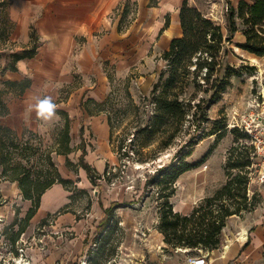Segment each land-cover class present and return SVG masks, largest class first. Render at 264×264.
Returning a JSON list of instances; mask_svg holds the SVG:
<instances>
[{
  "label": "rangeland",
  "instance_id": "obj_1",
  "mask_svg": "<svg viewBox=\"0 0 264 264\" xmlns=\"http://www.w3.org/2000/svg\"><path fill=\"white\" fill-rule=\"evenodd\" d=\"M8 1L11 4L13 0ZM188 2L219 25L224 38L228 36L226 0ZM230 3L237 6L236 0H230ZM129 7L131 10L122 26L123 32L100 45V71L111 76L108 79V95L111 92V99L107 108L112 118L115 163L107 164L108 172L102 175L98 185L90 184L87 189L75 190L68 203L44 217L47 220L43 224V218L38 222L31 219L24 223L30 202L25 203L21 194L19 197L11 185H3L4 193L8 190L9 195L2 197L0 191V264H12L18 249L26 250L30 264H80L85 260L88 264H188V259L194 257L205 258L206 263L211 264L216 256L223 253L229 242L240 237L238 233L242 228L248 231L245 236H249L246 239L248 241L256 229L264 232L263 196L257 186L248 184V201H251L253 194L257 195L258 200L251 211H243L226 219L216 249H176L165 244L158 224L163 202L160 197L167 191L147 183V180L154 177L157 169L182 160L196 165L181 174L174 183V194L168 199L173 210L183 204L196 206L214 194L226 180L224 165L228 151L233 146L234 135L229 132L233 116L238 119L237 115L243 111L251 95L263 93L264 58L239 48L237 44L243 42L244 38L240 31L234 33L231 42H224L222 47L219 74L215 73L207 81L202 72L196 78L201 86L196 88L191 83L190 75V83L181 97L190 104L188 114L171 145L157 152L155 158L150 160L159 142L168 139L164 134L150 136L141 133L151 115L150 91L160 71L166 67L161 54L168 46L164 47L160 36L152 37L147 42L149 39L144 37L141 27L151 18L150 14L136 11L133 1H129ZM119 15L120 12L111 16L114 24L118 23ZM106 32L103 30L100 36ZM38 42L41 41L38 39ZM25 48L27 46L20 42H6L1 50V65L7 66L11 61L9 56L21 53ZM226 70L231 73L229 84L219 99L211 103L214 78L223 76ZM6 74L0 76V81L8 80ZM22 75L23 79L33 80L30 70ZM90 80L94 81V78ZM3 88L0 83V89ZM60 90L59 97L62 100L68 98L69 86ZM15 97L10 93L3 96L7 104ZM61 122L48 130L36 132L43 139V144L51 143L55 129ZM132 139L134 144L130 142ZM139 139L143 147L138 143ZM120 144L131 158L122 155L125 154L124 149L121 152L116 149ZM4 182L8 181H1L0 184ZM112 202H118L119 207L114 210L108 226H98L104 216L103 210ZM61 211L65 213L61 214ZM22 226L25 227L24 232L12 245L16 232ZM244 250V245H241L240 250L230 256L228 264H264L263 250L254 255L243 254Z\"/></svg>",
  "mask_w": 264,
  "mask_h": 264
},
{
  "label": "trees",
  "instance_id": "obj_2",
  "mask_svg": "<svg viewBox=\"0 0 264 264\" xmlns=\"http://www.w3.org/2000/svg\"><path fill=\"white\" fill-rule=\"evenodd\" d=\"M226 3L228 4L226 25L229 33L226 38L221 32L220 26L196 6L190 5L188 0H184L179 8L181 35L171 39L168 48L161 54V59L166 63V67L160 71L152 86L150 91L152 96L151 115L148 118V124L141 129V133L144 135L160 134L163 136L164 134L168 138L167 141L165 138L159 142L157 149L149 157L150 160L155 158L157 152L159 153L171 145L188 114L190 104L182 100L181 97L190 83V75L192 76L191 83L196 88L201 86L196 82V78L202 72H204V80L207 81L215 73L219 74L221 69L219 57L222 47L224 42H231L234 33L240 31L243 35L244 41L237 44L239 48L256 57L264 58V0H251L250 2L239 0L236 7L231 5L230 0H226ZM9 5L8 0H0V60L2 58L1 50L8 42L14 28V24L9 18ZM130 10L129 0L118 8V13L120 12L118 32H123L122 26ZM168 21L169 17H166L165 25L168 24ZM239 25H241V29H239ZM29 37V44L23 52L11 54L9 56L11 61L7 66H2L0 63V76L6 71L16 72L18 61L31 59L36 55L39 42L33 28ZM238 74L236 73V75ZM230 75L231 73L226 70L223 76L217 75L214 78L215 82L211 87L213 90L211 103L216 102L221 93L225 91ZM107 77L111 79V76ZM0 83L4 86L3 89H0L1 119L9 114L8 105L3 96L7 93L14 96L22 95L31 86V80L25 78L21 81L6 80L0 81ZM110 99L111 92L102 102L88 99L82 101L80 106L89 115L103 113L107 116L110 127V143L112 144V118L107 108ZM56 113L60 115L62 122L60 126L56 127L49 145L43 144V139L36 132L25 129L21 134H18L0 121V182L16 183L22 199L30 202V207L23 219L24 223H28L35 216L40 207L42 195L53 185H61L65 191L70 193L69 199L77 190L75 181L60 175L53 155H65L66 167L75 175H77L78 169L82 168L86 172L89 182L94 185H98L102 175L108 172L106 165L104 173L100 175L84 161L83 156L86 150L83 146L80 147L82 154L77 163H73L67 157L72 152L69 136L71 121L65 111L56 110ZM229 132L234 135V139L224 165L226 180L212 196L204 198L194 206L189 214L184 215L174 211L168 199L174 194L173 185L179 176L196 164L178 160L171 166L157 169L154 172V177L147 180V183L155 184L160 186L162 191H167L163 192L160 197L163 202L158 224V230L167 246L176 249H216L226 219L254 208L258 200L257 195L253 194L251 201H248L247 197L248 167L251 166L252 147L245 143L248 136L237 128L230 129ZM139 141L138 143L143 147V142ZM130 142L134 144L133 139ZM116 149L121 152L124 146L117 145ZM133 149L135 148L133 147ZM122 155L131 158L126 150ZM76 182H79V178L76 179ZM118 207V202H112L109 207L105 208L104 216L98 226L107 227L114 210ZM60 213L65 212L61 211ZM46 220L43 218L41 224ZM24 230V226L18 229L11 242L12 245L16 243L18 236ZM262 249L264 254V244Z\"/></svg>",
  "mask_w": 264,
  "mask_h": 264
},
{
  "label": "crops",
  "instance_id": "obj_3",
  "mask_svg": "<svg viewBox=\"0 0 264 264\" xmlns=\"http://www.w3.org/2000/svg\"><path fill=\"white\" fill-rule=\"evenodd\" d=\"M127 0H13L9 5V16L14 28L8 42L22 43L25 47L30 41V31L33 28L41 41L38 43L36 55L31 59L17 62L16 72L6 71L10 81H20L27 70L33 74L31 86L26 91L10 101L9 114L0 119L17 133L24 128L41 132L60 124V115L55 113L50 120L39 119L29 105L35 98L51 96L57 105L56 110L65 111L70 118V147L72 152L67 157L77 163L82 154L80 143L86 153L83 158L98 174L102 173L107 164H114L115 158L110 143V127L105 114L89 115L82 110L80 104L91 99L102 102L109 93L108 77L100 68V45L115 39L119 32L118 23L114 24L112 15L118 13V8ZM133 1L136 11L150 14L151 18L142 24L144 37L149 39L159 37L164 47L169 46L171 39L181 35L179 8L184 0H129ZM190 1V0H188ZM239 0H236L238 3ZM145 10H149L148 12ZM35 12V17L33 16ZM137 13V12H136ZM166 17H169L168 24ZM135 20V19H134ZM107 30L100 36V32ZM121 33V32H120ZM94 78V81L90 79ZM69 86L68 98L62 100L59 96L62 88ZM60 175L75 181L77 189H87L90 186L86 172L78 169L77 175L66 165L65 155H53ZM79 178V182L76 179ZM11 185L20 197L16 183L0 184L1 196L3 185ZM13 191V193H14ZM12 193V195H13ZM5 195V196H4ZM70 193L61 185L55 184L41 197L40 207L32 218L38 222L57 208L69 202ZM29 201H25L28 203ZM194 205L186 204L175 208L176 212L187 215ZM246 229V234H247ZM240 235V232L238 233ZM245 240L235 238L229 242V250L225 247L223 253L216 256L211 264H228L232 254L244 245L243 254H257L264 244V232L256 229ZM246 241V242H245ZM235 242L239 243L236 244Z\"/></svg>",
  "mask_w": 264,
  "mask_h": 264
},
{
  "label": "built area",
  "instance_id": "obj_4",
  "mask_svg": "<svg viewBox=\"0 0 264 264\" xmlns=\"http://www.w3.org/2000/svg\"><path fill=\"white\" fill-rule=\"evenodd\" d=\"M237 117L238 119L233 116L229 129L237 128L248 136L245 143L252 147L250 153L251 166L248 167V184L257 186L264 200V90L259 95H251L246 101L243 111ZM262 223L264 226V216ZM12 261V264H30L26 250L21 249L16 250V255L13 256ZM187 262L188 264H207L205 258L200 257L189 258ZM80 264L88 263L85 260Z\"/></svg>",
  "mask_w": 264,
  "mask_h": 264
},
{
  "label": "clouds",
  "instance_id": "obj_5",
  "mask_svg": "<svg viewBox=\"0 0 264 264\" xmlns=\"http://www.w3.org/2000/svg\"><path fill=\"white\" fill-rule=\"evenodd\" d=\"M29 107L35 111L39 119L48 121L55 116L57 105L53 102L51 96H43L35 98V102Z\"/></svg>",
  "mask_w": 264,
  "mask_h": 264
},
{
  "label": "bare ground",
  "instance_id": "obj_6",
  "mask_svg": "<svg viewBox=\"0 0 264 264\" xmlns=\"http://www.w3.org/2000/svg\"><path fill=\"white\" fill-rule=\"evenodd\" d=\"M245 236H246V229L242 228L241 232H240V237L238 238L239 240L243 241L245 240ZM231 247V245H228V247L226 248V250H229Z\"/></svg>",
  "mask_w": 264,
  "mask_h": 264
},
{
  "label": "water",
  "instance_id": "obj_7",
  "mask_svg": "<svg viewBox=\"0 0 264 264\" xmlns=\"http://www.w3.org/2000/svg\"><path fill=\"white\" fill-rule=\"evenodd\" d=\"M180 249V248H179Z\"/></svg>",
  "mask_w": 264,
  "mask_h": 264
}]
</instances>
